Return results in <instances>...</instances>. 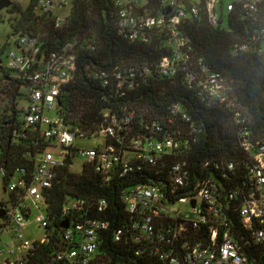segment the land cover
Returning a JSON list of instances; mask_svg holds the SVG:
<instances>
[{
    "label": "built area",
    "instance_id": "built-area-1",
    "mask_svg": "<svg viewBox=\"0 0 264 264\" xmlns=\"http://www.w3.org/2000/svg\"><path fill=\"white\" fill-rule=\"evenodd\" d=\"M110 2L118 33L130 42L155 44L160 56L94 72L103 87L131 104L104 110L102 125L93 134L67 124L59 113L61 86L72 77L80 49H93V45L76 47L74 41L46 49L39 32H19L15 48L7 53V69L13 76L5 78L14 82L13 100L23 97L26 105L21 119L15 124L5 119L1 126L12 143L24 144V155L32 164L17 166L10 175L0 164L2 181L6 178L4 191L9 195L0 203V233L10 234L0 238V264H94L109 220L92 215L91 204L84 197H67L59 214H52L46 197L59 168L67 165L72 169L74 157L82 158V165L93 164L106 180L115 174H140L142 182L121 193L128 222L113 231V240L138 244L136 255L146 251L159 264H264V140L254 138L247 118L234 108L222 77L202 58L193 56L187 34V24L195 18L226 27L229 13L238 10L247 19H255L261 0ZM67 6L70 9L71 0H38L36 14L52 13L53 26L58 29L66 24L68 13L57 11ZM230 47L233 55L264 52V24ZM164 78L182 79L206 106L232 109L239 147L249 156L248 181L225 189L211 174L191 177L186 157L196 129L189 114L173 103L157 118L140 106L139 90ZM90 137L102 138V143L80 147L73 143L75 138ZM67 159L70 164L64 162ZM233 168L229 161L219 170ZM233 199L238 203L231 210L246 232L245 244L253 246L252 254L233 237L226 221L224 202L229 205ZM179 201L190 202L192 215L178 213L173 205ZM32 207L40 212L36 220L44 229L43 237L33 241L21 236ZM94 208L104 212L107 201L99 199ZM58 222L59 229L54 225ZM203 225L209 228L208 240L194 237Z\"/></svg>",
    "mask_w": 264,
    "mask_h": 264
},
{
    "label": "trees",
    "instance_id": "trees-1",
    "mask_svg": "<svg viewBox=\"0 0 264 264\" xmlns=\"http://www.w3.org/2000/svg\"><path fill=\"white\" fill-rule=\"evenodd\" d=\"M37 1L28 0L25 6L9 2L8 12L17 13L10 22L12 34L39 32L46 49L74 41L77 42L76 47L87 43L94 46L93 49H80L72 77L61 86L59 109L67 124L77 127L84 134H93L102 125L104 110L116 108L124 102L131 104L114 96L109 87H103L94 72L112 71L116 67L149 61L159 57L160 51L155 44L130 42L118 33L110 0H71L67 22L58 29L53 26L52 13L43 16L36 14ZM244 16V12L231 11L226 27L209 24L204 18H195L187 24V34L192 42L193 56L202 58L214 73L222 77L234 108L247 118L254 138L264 140V52L248 51L233 55L230 47L235 41L247 37L258 24H264V0L259 4L255 19ZM10 84V105L0 112V164L6 167L8 175L17 166L30 167L32 164L24 155V144L12 143L10 134L1 126L5 119L13 124L18 120L12 103L16 88L14 82L10 81ZM138 95L142 96L140 106L147 108L154 117L161 118L173 103L180 104L189 114L196 129L186 157L192 169V178L211 174L225 189L248 181L249 156L239 147L231 108L206 106L182 79H160L155 84L142 87ZM184 128H187L186 125ZM229 161L234 163V168L221 173L219 168ZM140 178V174L134 172L126 176L115 174L106 180L91 163L83 164L79 171L67 165L57 171L46 195L52 214H59L61 204L67 197H84L91 204L92 215L109 220L108 228L101 234L94 264L160 263L146 251L136 255L134 252L138 244L125 239L113 240V231L128 222L121 193L142 182ZM5 181L6 178L3 179ZM101 198L107 201V208L104 212H97L94 204ZM237 203L236 199L229 205L224 202L227 209L223 211L233 237L252 254L253 246L245 244L246 232L240 228L238 216L231 210ZM54 225L59 229V222ZM209 233L208 226L203 225L194 237L208 240ZM45 251L48 252L49 248Z\"/></svg>",
    "mask_w": 264,
    "mask_h": 264
},
{
    "label": "rangeland",
    "instance_id": "rangeland-1",
    "mask_svg": "<svg viewBox=\"0 0 264 264\" xmlns=\"http://www.w3.org/2000/svg\"><path fill=\"white\" fill-rule=\"evenodd\" d=\"M12 3H17L19 5L25 6L28 2V0H8ZM224 2L230 1V0H223ZM9 5L0 6V112L3 111V109L6 107V105H10L11 100V84L10 80L6 79L5 76H13V72L7 69V63H8V57L7 53L9 50H12L15 48L14 40L16 39V36L12 34V30L10 27V22H12V18L17 15V13H9L8 12ZM60 14H67L69 12V7H65L59 11H57ZM10 19V20H9ZM13 107L15 111H17V117L18 119H21L23 117V111L22 109L26 105V101L23 97H17L13 101ZM73 143L80 146H92L97 143H102V138H85V139H79L75 138ZM83 163L82 158L74 157L73 159V165L72 169L74 171H79L81 168V165ZM8 193L4 191V184L2 181V178L0 176V203L6 202L8 200ZM175 209H179V214L182 216L192 215L190 212L191 204L190 202L186 201H179L176 202L175 205H173ZM39 211L32 207L31 213L24 225V227L21 230V236L22 239H28V240H35L40 239L44 235V229L39 226V223L36 220V217L39 215ZM10 236L8 232L5 230L1 231L0 238L6 239Z\"/></svg>",
    "mask_w": 264,
    "mask_h": 264
},
{
    "label": "water",
    "instance_id": "water-1",
    "mask_svg": "<svg viewBox=\"0 0 264 264\" xmlns=\"http://www.w3.org/2000/svg\"><path fill=\"white\" fill-rule=\"evenodd\" d=\"M9 2H10V1H8V0H0V6L9 5ZM64 162L67 163V164H70V163H71V161H70L69 159L64 160ZM1 213H2V211H1V209H0V215H1ZM67 225H68V223L65 222V223H64V226H67Z\"/></svg>",
    "mask_w": 264,
    "mask_h": 264
}]
</instances>
